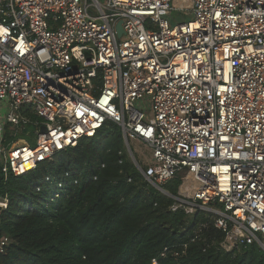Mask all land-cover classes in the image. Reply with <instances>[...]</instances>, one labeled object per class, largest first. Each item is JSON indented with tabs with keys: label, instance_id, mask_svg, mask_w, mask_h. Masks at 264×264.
Wrapping results in <instances>:
<instances>
[{
	"label": "built area",
	"instance_id": "2783aa9c",
	"mask_svg": "<svg viewBox=\"0 0 264 264\" xmlns=\"http://www.w3.org/2000/svg\"><path fill=\"white\" fill-rule=\"evenodd\" d=\"M110 122L153 150L151 185L182 180L173 211L212 215L225 251L264 250V0H0V173Z\"/></svg>",
	"mask_w": 264,
	"mask_h": 264
},
{
	"label": "trees",
	"instance_id": "16d2710c",
	"mask_svg": "<svg viewBox=\"0 0 264 264\" xmlns=\"http://www.w3.org/2000/svg\"><path fill=\"white\" fill-rule=\"evenodd\" d=\"M181 184L169 181L167 194L151 185L110 122L26 175L0 173V199L9 201L0 239H10L0 264H264L257 244L223 250L212 215L173 211Z\"/></svg>",
	"mask_w": 264,
	"mask_h": 264
},
{
	"label": "rangeland",
	"instance_id": "374dc122",
	"mask_svg": "<svg viewBox=\"0 0 264 264\" xmlns=\"http://www.w3.org/2000/svg\"><path fill=\"white\" fill-rule=\"evenodd\" d=\"M168 19L170 21V25L173 27L176 24L193 20V16L188 12L174 11L168 17ZM22 135L25 136V138L29 140L32 146H35L36 135H35L34 129H31L27 131V133H23ZM130 147L137 161L141 164L142 170H145V169L147 170L148 167L151 165L150 163L153 158V150L149 146L144 144L143 142L139 140H134V139L130 140ZM127 152H128V149H127Z\"/></svg>",
	"mask_w": 264,
	"mask_h": 264
},
{
	"label": "water",
	"instance_id": "95a60500",
	"mask_svg": "<svg viewBox=\"0 0 264 264\" xmlns=\"http://www.w3.org/2000/svg\"><path fill=\"white\" fill-rule=\"evenodd\" d=\"M117 30H118V36L121 37L122 34L124 33V30L122 28V24L121 22H119L118 26H117ZM46 128L45 127H42V131H45ZM127 149H128V152H129V155L133 161V163L135 164V166L137 167V169L143 173V170L141 168V164L137 161L135 155L133 154L132 150H131V147L129 145H126ZM155 188H157L158 190L160 189L161 191H163V193H167L166 191H164L163 189L161 188H158V186H155ZM159 190V191H160ZM2 212V208L0 207V213Z\"/></svg>",
	"mask_w": 264,
	"mask_h": 264
}]
</instances>
